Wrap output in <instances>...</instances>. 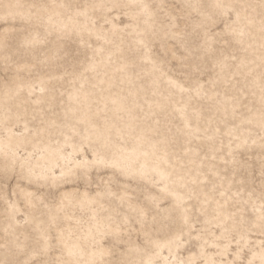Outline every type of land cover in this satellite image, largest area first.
Instances as JSON below:
<instances>
[{
  "label": "rangeland",
  "instance_id": "rangeland-1",
  "mask_svg": "<svg viewBox=\"0 0 264 264\" xmlns=\"http://www.w3.org/2000/svg\"><path fill=\"white\" fill-rule=\"evenodd\" d=\"M107 1L0 0V139L31 140L0 150V264H75L60 234L86 232L94 264H264V0ZM57 4L89 29L36 16ZM141 132L166 180L114 163Z\"/></svg>",
  "mask_w": 264,
  "mask_h": 264
},
{
  "label": "bare ground",
  "instance_id": "bare-ground-1",
  "mask_svg": "<svg viewBox=\"0 0 264 264\" xmlns=\"http://www.w3.org/2000/svg\"><path fill=\"white\" fill-rule=\"evenodd\" d=\"M126 1L133 2L134 0H126ZM106 3H108L111 7V6L120 4V0H108ZM5 9L8 15L16 14L21 17H26L28 15L25 10L19 8L18 3L16 2L7 3L5 5ZM35 13H36V16L45 15L46 21L51 25H56V28L61 31H79L81 29H89L88 26H86L84 23H80L77 20L76 15L66 16L63 5L61 4L49 5V6L39 8L36 10ZM103 36L106 37L107 34L103 33ZM26 89L27 91L30 90L29 88H26ZM69 98L71 101L76 102V104L77 103L79 104V105L74 104L72 107H70L72 108L70 109V115H72L73 118L79 119L82 123L87 124L86 126H89L91 130L89 131L90 133L88 132L89 134L86 132L85 137L87 139H89L90 137L108 139L110 137L111 132L108 131L106 128H100L97 125L92 124L93 116L87 111V108H89V102L91 100V94L86 91H83L80 88H75L70 93ZM103 100L111 103V106L114 112L127 108L125 100L119 96H111V95L106 94ZM1 107H2V103L0 102V108ZM3 118L6 119V116L4 115ZM121 120H122V117H121ZM133 126H134V122L133 120L130 119L128 122H126V124H124L123 127L126 128L128 132V129L130 130L131 128H133ZM110 129L111 130L114 129L115 130L114 133H116V135L120 134V131L116 126V123L110 124ZM150 139L146 136V134H144V132L139 133L135 137V141H134L135 145H134V148L130 150V152L125 153L117 149L115 150L116 156L114 158V163L116 165L123 166V168L125 169L123 171L125 172L130 171V172L137 173L140 175H147L151 173V174L156 175L160 179L166 180L168 176L167 159L164 156V154L157 153V151H155L154 142H152V140ZM29 142H31V140H28L26 138H18V137H15L13 134L9 133L5 139H0V150H4L5 148L16 147V146L22 145L24 143H29ZM109 142L113 147L114 144L112 143V141H109ZM142 145L146 146L145 147L146 153L141 150ZM50 146L48 145L45 146V149H46L45 159L48 161L49 166L54 164L56 157L62 155L59 152L58 148H52L53 146L52 147ZM136 164L137 166H135ZM38 174H41V172L38 171ZM68 200L69 201H67L68 202L67 206L72 205L71 199L69 198ZM79 201L82 207H86L87 202L85 200H79ZM59 239L61 241L60 244L63 245V248L66 251V254L73 259L75 264H86V263H91V262L93 263V260L100 255L99 252H95L90 247H88V244L90 241L88 232H86L83 235V237H79V238L77 237V239L75 240L74 239L70 240V236L68 233L67 234L61 233Z\"/></svg>",
  "mask_w": 264,
  "mask_h": 264
}]
</instances>
